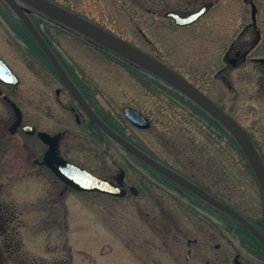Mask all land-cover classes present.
<instances>
[{
    "label": "flooded vegetation",
    "instance_id": "af4514ba",
    "mask_svg": "<svg viewBox=\"0 0 264 264\" xmlns=\"http://www.w3.org/2000/svg\"><path fill=\"white\" fill-rule=\"evenodd\" d=\"M13 1L64 75L11 4L0 0V264H264V244L243 224L117 143L95 117L264 236V193L229 130L163 78L24 0ZM48 1L123 39L191 84L245 130L264 163L262 141L243 123L249 110L264 105V0H125L128 21L138 19L127 23V37L78 6L74 11L63 0ZM171 13L190 22L180 24ZM154 31L165 35L159 44ZM115 64L124 72L123 101L105 98L100 86L99 71L110 72ZM245 91L252 103L244 102ZM165 102L168 112L182 116L170 126L159 117ZM125 109L135 110L150 126L133 124ZM258 132L264 136V130ZM212 133L250 168L263 205L252 207L253 215L206 183L200 165ZM148 134L161 147L188 149L191 169L150 149ZM77 170L121 186L125 197L134 195L131 186L137 190L134 196L141 194L140 185L130 181L133 171L147 186L172 194L182 207H167L164 201L161 207H126V223L101 238L100 256L92 258L82 249L77 201L82 194L99 193L81 192L62 179ZM72 198L75 203L69 202ZM91 221L106 227L98 218Z\"/></svg>",
    "mask_w": 264,
    "mask_h": 264
},
{
    "label": "rangeland",
    "instance_id": "374dc122",
    "mask_svg": "<svg viewBox=\"0 0 264 264\" xmlns=\"http://www.w3.org/2000/svg\"><path fill=\"white\" fill-rule=\"evenodd\" d=\"M63 1L69 9L78 11L76 8L78 6L81 11L90 14V16L98 20L101 24L115 30L124 37H127L126 33L129 31V25L127 23L133 25L134 22L138 21V19H134L131 23L128 21L125 0ZM161 33L154 31L153 40L157 44L165 36L163 33L164 36H162ZM104 66L100 64L101 68ZM111 68L112 70L110 72L107 70L104 74L100 71L98 73V76L101 78L100 86L102 94L105 98L109 97L112 100L116 98L118 101H123V94L125 92L123 69L116 64L114 66L112 65ZM249 97L248 91H245L244 102H251ZM147 102L155 104V100L149 97ZM160 105H158V110ZM168 111V104L165 102L159 110V117L163 120V126H170L182 118V116L174 115ZM243 123L254 132L253 134L255 136L260 138V142L262 141L263 144L261 149L264 152V136L258 132V130H264V105L258 110H249L247 116H243ZM253 123L256 126L252 128L251 125ZM148 139L152 144L150 149L161 154L171 162L175 161L176 165H184L191 169V158H188L186 155L188 149L182 153L174 144L161 147L157 141V137L155 138L153 134H148ZM199 139H203L202 135H200ZM206 153L205 160L201 162L200 167L207 173L208 180L206 179V183L219 196L224 198L232 206L242 208L249 215L254 214L252 207L263 206L259 191L255 187L252 175L250 174V168L246 165L245 161L236 158L235 153L230 149L229 145L225 146L223 142H220L219 136L212 133L210 146ZM114 156L119 162L121 157L119 151L116 150ZM130 175L132 177L130 181H136L140 185L141 194L139 196L128 195L125 198H112L99 194H82V201L76 200L77 207H81L82 209L78 208L76 210L77 212L81 210L82 214V223H80L82 229V249L89 253L92 258L100 256L101 246L99 242L101 238L103 236L104 238L111 236L116 228L124 226L127 220V216L125 215L126 207H161L159 204L162 201L165 202L167 207H182L177 204L179 201L172 194L162 192L157 186L150 185V183L147 186L146 183L137 178V174L133 171ZM74 200H69V202L73 201L75 203ZM70 207L76 206L72 204ZM97 218L102 220L106 227L101 229L100 226L95 225L91 221Z\"/></svg>",
    "mask_w": 264,
    "mask_h": 264
},
{
    "label": "water",
    "instance_id": "95a60500",
    "mask_svg": "<svg viewBox=\"0 0 264 264\" xmlns=\"http://www.w3.org/2000/svg\"><path fill=\"white\" fill-rule=\"evenodd\" d=\"M14 10L18 13L21 17L23 22L35 36L37 41L40 43L42 48L51 56L52 60L56 64V60L49 51L46 43L43 41L39 33L37 32L34 25L31 23L29 18L24 14L23 10L15 3L13 0H7ZM28 4L32 5L36 9L42 11L45 14H48L61 22L83 32L84 34L88 35L89 37L97 40L101 44L105 45L106 47L112 49L116 53L129 58L133 62L137 63L138 65L146 68L153 74L163 78L168 83L174 85L175 87L179 88L189 96L194 97L200 104H202L217 120H219L228 130L229 132L235 137L238 141L239 145L241 146L243 152L245 153L246 157L249 160L259 182L261 188L264 192V163L256 150L255 146L253 145L252 141L250 140L247 133L243 130V128L237 124L232 118L226 115L223 111L217 108L211 101L206 99L203 95L193 89L191 84L181 78L179 75L174 73L172 70L167 68L166 66L162 65L161 63L155 61L151 57L147 56L146 54L142 53L135 47L131 46L121 38L107 32L101 27L93 25L86 20L81 19L80 17L76 16L75 14L67 11L58 5L48 1V0H24ZM173 18H176L180 24H187L190 22V18L181 19L177 15L171 13ZM57 68L59 69L60 73L64 75L60 69V67L56 64ZM6 67V66H5ZM7 68V67H6ZM8 69V68H7ZM9 70V69H8ZM5 69V72L9 73V71ZM11 73V71H10ZM125 113L128 118L138 127L141 128H148L150 126L149 121L137 113L135 110L125 109ZM95 117V116H94ZM95 120L99 124V126L109 135L111 136L117 143L122 145L124 148L130 150L133 154L139 156L145 162H147L151 167L156 169L157 171L163 173L167 177L173 179L174 181L178 182L179 184L183 185L187 189H190L203 199H205L208 203L212 204L213 206L221 209L228 215L235 218L241 224H243L253 235H255L259 240L264 244V236L244 217L240 214L236 213L232 209H230L227 205L213 197L212 195L206 193L199 187L195 186L193 183L186 180L184 177L180 176L179 174L173 172L172 170L166 168L165 166L161 165L157 161L153 160L133 145L128 143L125 139H123L120 135L110 129L105 123H103L100 119L95 117ZM41 136L47 140L45 134H41ZM62 179L66 181L69 185L73 186L75 189L82 191V192H99L111 196L116 197H125L126 191L121 188L119 185H115L108 180H103L97 178L87 171L84 170H77V171H69L68 175H61ZM122 175L120 176V180H122ZM122 182V181H121ZM131 191L137 195V190L134 186L130 187Z\"/></svg>",
    "mask_w": 264,
    "mask_h": 264
}]
</instances>
